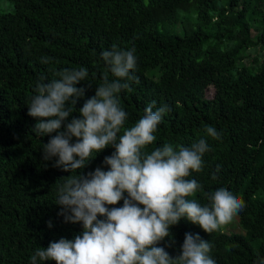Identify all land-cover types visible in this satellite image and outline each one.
<instances>
[{"label": "trees", "instance_id": "obj_1", "mask_svg": "<svg viewBox=\"0 0 264 264\" xmlns=\"http://www.w3.org/2000/svg\"><path fill=\"white\" fill-rule=\"evenodd\" d=\"M10 1L14 11H0V264H31L38 247L82 232L80 224L57 215V186L71 173L54 167V159H43L49 137L33 133L37 121L27 114L28 104L42 77L48 82L60 70L84 67L92 86L76 104L82 107L105 73L114 78L101 56L113 44L135 47L138 60L139 83L119 94L129 114L126 126L134 125L152 101L168 105L157 140L147 150L164 143L188 147L205 138L210 151L202 157L204 167L189 179L204 192L224 187L246 202L237 215L246 236L223 230L208 234L181 219L161 246L175 258L185 233H198L213 244L210 255L217 264H257L264 258V52L259 61H244L246 49L264 51V0H228L225 6L216 0ZM184 13L196 14L212 32H168L165 24ZM210 38L214 43L204 46ZM206 126L215 127L221 138L208 137ZM113 151L105 148L81 172L103 166ZM189 199L208 203L201 192ZM122 205L123 200L109 207Z\"/></svg>", "mask_w": 264, "mask_h": 264}, {"label": "clouds", "instance_id": "obj_2", "mask_svg": "<svg viewBox=\"0 0 264 264\" xmlns=\"http://www.w3.org/2000/svg\"><path fill=\"white\" fill-rule=\"evenodd\" d=\"M101 56L114 78L109 80L105 73L95 94L79 109L76 104L92 86L84 67L60 70L55 73L58 78L48 82L42 77L30 98L27 114L37 121L32 131L49 137L42 147L43 159H54V167L71 173L57 186V215L65 223L82 226L74 239L61 237L46 248L38 247L31 264H217L210 255L213 244L198 233H185L175 258L161 242L181 219L208 234L219 231L245 209L246 202L224 187L204 192L203 185L189 179L204 167L202 157L210 151L205 138L188 147L164 143L147 150L170 109L152 101L134 125L126 126L129 114L119 94L139 83L134 74L136 49L113 44ZM81 82L87 85L78 87ZM205 132L215 140L222 135L213 126H206ZM107 147L114 151L104 157L103 166L83 174L81 170ZM220 167L212 173L213 180ZM198 192L208 203L189 199ZM121 200V207H109ZM231 250L226 246V251ZM257 264H264V258Z\"/></svg>", "mask_w": 264, "mask_h": 264}, {"label": "rangeland", "instance_id": "obj_3", "mask_svg": "<svg viewBox=\"0 0 264 264\" xmlns=\"http://www.w3.org/2000/svg\"><path fill=\"white\" fill-rule=\"evenodd\" d=\"M228 0H216V4L218 6H225L227 5ZM241 3V2H240ZM0 11L1 12H13L14 11V5L13 2L10 0H0ZM178 21L174 22L171 21L167 24H165V28L168 32L176 35H183L185 31H193L195 29H202L203 31L207 33L212 32V28L209 25H202L199 23V21L196 20V14L192 13H184L178 16ZM214 43V39L210 38L209 41H207L204 46H207L209 44ZM263 48L259 49L256 48H250L246 49L245 51V62L251 63L253 60H261L263 59ZM154 70L150 69L146 73L147 75H151ZM210 93H212V88H210ZM221 230L228 232V233H237L242 236H246V231L239 225V222L237 220V216L233 219V221L224 226Z\"/></svg>", "mask_w": 264, "mask_h": 264}]
</instances>
